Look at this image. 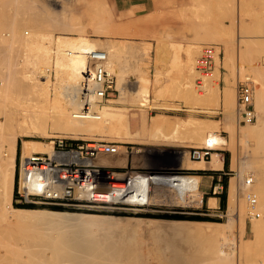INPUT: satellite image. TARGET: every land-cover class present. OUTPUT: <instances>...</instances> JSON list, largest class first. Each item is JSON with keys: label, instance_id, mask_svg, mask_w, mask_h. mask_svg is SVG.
I'll return each instance as SVG.
<instances>
[{"label": "bare ground", "instance_id": "bare-ground-1", "mask_svg": "<svg viewBox=\"0 0 264 264\" xmlns=\"http://www.w3.org/2000/svg\"><path fill=\"white\" fill-rule=\"evenodd\" d=\"M107 1L106 0H0V16L3 17L2 19H4V21L2 19H0V20H2L1 22H3L0 24H1V26L3 25V27L6 25V27L9 28V30H8L9 32H7L6 34H8L10 36V34L12 33L11 37H13L14 40H18L19 43H21L27 47H29L31 45L33 47V45H34L35 49L40 50L39 53L41 54V59H39V60H41L42 62L38 61L39 62V63L37 62L38 64L35 63L36 67H34V69L35 68L37 69V71L35 69L36 73L39 74V76L42 77L43 79L42 78L40 79V77L39 78L37 77L38 79H40V82H39V80L37 81V78L34 75L36 78V79H34L36 83L35 82L32 83L31 86L34 84V86H32V87H34V89L37 87L38 92L44 97V100L47 103V105H49L48 102H50V100H51L50 92H51V87H52L51 74H52V70H53V71H55V74H56L57 83L59 84V82L63 81L62 83H64V84L61 86L65 87L67 89L66 91H69V96H70L69 99L64 100V101H62V100L60 101V99H62V98H60L62 95L60 97H58L59 94H58L57 90L55 89L56 86L53 85V87H55L54 88L55 91L57 92L56 93L57 97L60 99L57 100L58 98L56 97V94L54 91V94H55L54 98L56 97L57 99L53 98L54 101L51 100L53 102L50 104L51 106H49V107L47 106L46 111H45V109L42 111H41V109L40 110L37 109L36 107L38 105L36 107H33V108L30 106L31 110H29V111L27 110L28 112L21 110L24 112L22 113L21 111L20 112L17 111L15 113L14 112L12 113L10 111L9 113L10 114L12 113V114L9 116L10 117L9 119H7L8 116L5 117L6 119L4 118L5 119L4 121L1 120L2 118L0 119V129H1L0 130V132H1L0 133V136H1L0 139L2 141L1 144L4 147V148L0 149V157H1L0 181H1L2 185L4 184V186H5L4 188H6V190H3L4 193L2 191L3 188L0 189V193H1L0 194V207H2V208H0V210L2 209L0 211L1 212L0 216L3 215L2 213L6 212V211H8V209L10 210L12 208L11 212H13V213L8 211L9 213H11L10 217L8 216V213L7 214L5 213L7 216L5 214L3 216H6V218L9 220V221L8 220L7 221L10 222L9 224H11V227H12V225L17 226L18 229L23 233V235H21V232L20 233L16 232L18 235L17 236L15 235L16 236L15 238H17L20 234L19 237H21L22 240H23V238L25 240L24 241L25 244L21 245L20 244L21 240L18 237L19 239H17V241L18 240L20 241L19 244L21 245L22 249H20V245L19 246L17 245L16 250H14L12 248V247H15V246H13V242H11V244H12L11 247H9V245L7 246L6 245L7 243H4V240H6V238L10 239V241H11V239L14 238V236H12L13 234L9 233V234H11L12 238H8L10 235L7 234L6 232H4L9 236L6 235L7 237L5 236L6 238L5 237L3 238L1 236L5 235V234L3 232H0V233H2L0 236V240H1V238L4 239V240L2 239L3 242L0 241L1 243H4V244L0 243L1 246L4 245L6 248L7 247L10 249L12 248V250H13V251L11 250V252H13V253L8 252L7 254H9V255L5 254V256L6 255L10 256L11 254H13V256H14V259H12L11 258L12 255H11V257H10L11 259H10L9 257L6 258L4 255L2 256V254L0 253V258L2 261H4L3 264H6L7 262H9L10 264H11V262H13L15 264L16 263H18V264H153V263H148L144 259V256H143L142 243L140 242V240L143 239L142 237H145L144 236L145 233L151 234V238H152L151 240L154 243L153 247L156 250V254L158 252L157 257L159 256L160 261H161V259H163L162 260L163 264H235V262H237V264H264V69H263V71L261 69V71L258 72L259 68H256L257 64L255 65L254 68L251 67L253 69V71L255 69V73H256V75L254 74L255 78H253V76H251V75H250V77L247 75L243 79L245 81V80H247L246 78L249 77L250 79H248V80H250L254 85L252 101L256 97L254 99L255 105L253 102L256 119L254 120L255 123H253L252 125H248L247 123H252L254 121L246 122V121H243L242 118L240 119V117H239L240 104H239V93H238V107H237V109H238V120H239V122H243V123H246L248 125V126H245L244 128L241 127L242 128L241 129L242 135L243 136L246 135V137L249 136L252 140V138H254V136L256 134L257 141L255 143H252V146L250 145L251 147L249 146L250 151H251L252 156H253L252 163L251 162L249 163L250 164L249 167H250V169H253L254 175H253V173L251 175L249 174L244 179L245 185H248L246 187L247 189L245 192L246 198L244 197V199L245 200L247 199V202H248L247 206L249 209V214L251 215V217H253V218H251V223L253 222V225H254L252 227L254 239H252L250 241L249 240L248 241H245V240L241 241L239 244V248L237 249V252H231L233 250V248H231V250H229L228 247L225 246L226 244H224L223 241L221 243V241H220L221 232L218 230V228L212 226L211 224L194 223L192 221H184V220H171V221H167V222H162V221L161 222H159V221L154 222L152 224L153 227H151L149 229L148 228L137 229V228H129V227H126L125 225H121V224L117 223L118 220H114V219H112V217L104 216V215L86 214V213L75 212V211H57V210L38 211V210L16 208V207H13L11 205V198H12V194H13V185H14V162H15V155H16L17 140H18L19 135H27V134H30L32 131L40 132V133L46 132V129L42 128L43 127L42 125H44L43 123H45L47 121L49 116L52 117L56 126L64 127V129L66 128V130L68 129L69 132L74 133V134H81V133L88 132V131H91L94 129H99V128L100 129H110L111 128V129H116V130H119L121 128H125L127 133L131 134L129 132V129H128V117L126 115V111L120 109V107H118V109H117L116 106L111 105V104L107 105V108L105 110H103V108L105 107L104 105L109 100H111L110 102H113V101H123L124 102L128 99V97H131V98L133 97L132 95L128 96L129 95L127 93L128 89L126 90V85H124L126 83L124 80L126 79L125 78L126 77L125 71L127 69H130L131 72L136 75L135 76L136 77V83H138V89L135 92V97H134L136 104L143 105V104H146V102H148V100H149V95H150L149 77H147V75H146L147 72L145 71V69L141 65V60L143 58H145L143 56H145L147 54V50H148L147 45L141 46L139 44H136V43H133L130 41L128 42V41H117V40H112V39H106V40L94 39V38H90V37L83 35V34L59 33V34L53 36L52 34L47 35V34L43 33V30H45V28L47 29L48 27H51V31L60 29V30H68L71 32H78L79 33L82 30L80 28V25L82 23L81 22L82 17H80V16L82 14H86V15L89 14L93 21H95L97 19L99 22H101L100 20H102L103 18H100V16L102 17L105 14L108 15L107 12L110 13L109 12L110 9L108 10V8H110L109 7L110 5L107 6ZM207 1H209L210 3L213 2L212 0H207ZM223 1L221 0V2H219V3H222L223 7L220 4V7H218L219 6L218 5L217 8L222 9V8H224V6L227 5L225 3V1H224V4H225L224 5ZM238 1L240 2V0H238ZM209 2H207V3L210 4ZM243 2H245V1H242V3ZM213 3L215 4V1ZM213 3L211 5H213ZM11 4H14L13 6L16 9L15 14L18 15V17L16 16L17 18L14 21H13V19H12V21L10 19H9L10 21H8V20H5L6 18H4V17L9 18L8 10H5V8L8 9V7H10ZM108 4H110V3H108ZM201 4H199L198 6H199V8H201V11L205 12V10H203L202 8L206 9L207 5H204L206 3H204L203 6ZM260 4L259 5L261 7L263 4V8H264V3L261 2ZM200 5L202 7H200ZM231 5L232 4H230L229 6H231ZM209 7H210V5H209ZM213 7H215V6L213 5ZM213 7H211L210 9H212ZM226 7H225V9H226ZM199 8L197 9L198 11H199ZM239 8H240V5H239L238 9ZM241 8H244V7H241ZM207 9H209V8L207 7ZM227 9H229V7H227ZM171 10H173V8H171ZM188 10H189V8H188ZM195 10H196V8H195ZM229 10L232 11L233 8L232 9L230 8ZM247 10H249V9H247ZM219 11H218V13H219ZM228 11L224 10L221 13L227 12L228 15L227 14H225V15L229 16ZM260 11H259V13L257 12L258 16H261V15H259ZM209 13H210V11H209ZM209 13H207V14L209 15ZM215 13H213L214 16L211 15L212 14L211 13L208 18H210L212 16L215 18V15H216ZM257 13L255 15H257ZM199 15H201V14H199ZM223 15L224 14H221V16H223ZM232 15H234V14H232ZM232 15H230V16H232ZM236 15H234V16H236ZM11 16H10V18H11ZM90 16L88 19H90ZM108 16L111 17L110 15H108ZM216 16L219 17L218 15H216ZM226 16H224V17L226 18ZM234 16L231 17L232 20L234 19L233 18ZM119 17H121V16H119ZM254 17H256V16H254ZM261 17H263V16H261ZM98 18H100V19H98ZM208 18H207V20H209ZM133 19H134V17H133ZM193 19H195V18H193ZM260 20H262V19H259L258 22H256V23H260L259 22ZM204 21H206V19ZM210 21L213 22L211 20V18H210ZM235 21H236V19H234V22ZM102 22H103V20H102ZM94 23H97V22H94ZM104 23L105 22H103V25H102V23H99L98 26H100V24H101L102 26H100V27L106 28L108 26V24L107 23L104 24ZM109 23H110V21H109ZM195 23L197 24V22H195ZM205 23H207V21ZM209 23L207 24V29H206L207 31L205 30L207 33H209L208 32ZM230 23H231V21H230ZM244 23L245 22L243 21V23H240V25L242 26ZM198 24H200L199 21H198ZM233 24H235V23H233ZM261 24L263 25L264 21ZM105 25H107V26H105ZM211 25H210V27H212ZM216 25L218 26V24H216ZM230 25L228 26L226 24V26H228V27H230ZM260 25L258 24L257 28H258V26L260 28L261 27ZM98 26H96V27H98ZM81 27H82V25H81ZM90 27H94V26H90ZM21 28H22L24 33L22 31H20ZM93 29H95V28H93ZM101 29H103V28H101ZM101 29L99 28L100 31H101ZM244 30H247V29H244ZM2 31H0V32H2ZM4 31H6V30H4ZM95 31L98 32V29ZM100 31H99V33H100ZM20 32H22L23 34H21ZM210 32H212V31H210ZM103 33L108 34L107 32L105 33V31ZM110 33H112V32H110ZM228 33H230V32H228ZM112 34H114V33H112ZM217 35L218 36H216V34L209 33L210 38L219 39L226 44V49H227V54H228L227 55L228 56V62L230 61L229 64H231V61L235 56V52H236L235 50H237L238 48L235 49L233 47L234 45H232L233 43L231 42L232 43L231 44L227 38H224V37L221 38V37H219V34H217ZM231 36H232V34H231ZM6 38L8 39V37H6ZM46 38L50 39L51 44H53V43L55 44L54 49L52 48L51 44L49 46H47L48 44L45 45L44 42H45V40H47ZM1 39H2V37H0V41H1ZM157 39H159V38H157ZM241 39L243 40L242 37H241ZM245 39H247V38H245ZM262 39H260V41ZM247 41H250V40L247 39ZM245 42H246V40H245ZM252 42L253 41L251 40L250 43H252ZM254 43H253V45L251 44V46H254ZM1 44H3V43H1ZM256 44H258V42ZM256 44H255V46H257ZM262 44H264V41L262 42ZM163 45H164V43H163ZM258 45L260 46L261 44H258ZM160 47L157 48L158 49L157 53H160V50H161ZM215 47H216V50L219 51V46L216 45ZM261 47L263 48L264 45H262ZM261 47L260 48L254 47V49L258 48L260 50H264ZM34 48H32V50ZM244 48H242V49H244ZM246 48H248V47H246ZM3 49L5 50L4 47L0 48V50H3ZM7 50L9 51L11 49L9 48ZM99 50H102L106 53V61H105L106 66L109 67L113 72H115V74H117V76H116V78H117L116 88H117V92L119 90V96L115 99H109L107 102H105L103 104L104 107L102 106V108L100 109V113L102 112L100 118H96L93 116H78L76 113L78 110L81 109V106L83 104L81 96H80V93H81L80 82L82 80L83 73H85V70H86L85 67L87 66V64L90 63V54L93 51H99ZM244 50H247V49H244ZM244 50H241L242 51L241 55L243 54ZM6 51H4V52H6ZM218 51H217L218 55L217 54L215 55L216 65H217V59L220 58V56H221V54ZM238 51H240V50H238ZM257 52H258V50H257ZM262 53H264V52L260 51V54H262ZM7 54H8V52H7ZM29 54L30 53H28V55ZM32 54H33V52H32ZM40 54L38 56H40ZM31 57H32V55H31ZM8 58L10 60V57H8ZM252 63H254V62H252ZM241 64L238 63V66H237L238 70H239L238 73L240 75H242L241 77H244L243 76V70H244L243 68L244 67ZM247 64H249V62ZM126 65H129V66L125 67ZM216 65H214L213 69L216 67ZM228 66H230V65H228ZM262 67L264 68V66H262ZM10 68H12L11 65H10ZM22 69H24V68H22ZM213 69L208 74L203 76V84H201V85L197 84L199 86L198 88L201 89L204 87V82H205L206 78H210L213 76L219 77V73H220L219 70H216L213 74H210L213 71ZM13 70H14V68H13ZM28 70L29 69H27V71ZM231 70H234V69H231ZM231 70L229 71L230 73L229 72L225 73V82H224L225 84L223 85V93H224L225 101L230 103V101L232 100V104H233V102L235 101L233 99L236 97L237 94H235L234 85L231 86V79H232V72H233V71L231 72ZM15 72H16V69H15ZM4 73H5V71H4ZM157 73H159V72H157ZM246 73H248V72H246ZM246 73H245V75H246ZM192 74H193V71L188 70V75H190V78L193 76ZM197 74H198V72H197ZM233 74H234V72H233ZM239 74H238V76H239ZM256 76H258V77H256ZM14 77H15V74H14ZM251 77L253 78V80H251ZM3 78H5V77H3ZM191 79H193V77ZM210 80H211V78H210ZM0 81H2V80H0ZM4 81H2L3 82L2 86L4 85ZM16 81H17V79H16ZM139 81H140V84H139ZM240 81L241 80H239V83H240ZM6 82H5V85H9V84H6ZM232 82H233V80H232ZM254 82H256V83H254ZM257 82L259 83L258 86L255 85V84H257ZM1 83H0V85H1ZM8 83H9V80H8ZM27 83H26V85H27ZM239 83H238V86H239ZM10 85H11V81H10ZM15 85H17V84H15ZM191 85L187 86V90L190 92L192 91V93L194 92L195 97L197 99L205 100V101L210 102V103L217 102L219 100L220 82H217L216 86L211 88L208 95H205V96H203L202 93H195V91L193 90V87ZM4 86L2 87L3 89L0 90L1 94H3L2 91L4 90ZM238 86H237V88H238L237 92L239 91ZM255 86L257 87V89H256L257 93L255 92L256 96L254 94V91L256 88ZM18 87H19V85H18ZM0 88H1V86H0ZM8 88H10V87H8ZM59 88L62 89L61 87H59ZM12 90L15 91L14 89H12ZM16 91H17V89H16ZM24 91H26V90H24ZM32 91H33V89H32ZM7 93H9V92H7ZM30 93H31V91H30ZM33 93H34V91H33ZM1 94H0V99H1V96H3ZM35 94H37V93H35ZM15 95H16V93H15ZM21 95H24V94L21 93ZM17 96H18V94H17ZM33 97H34V94H33ZM62 97H64V96H62ZM29 99H30V97H29ZM33 100H35V99L33 98ZM33 100H31V101H33ZM62 102H64V104ZM36 103H37V101H36ZM67 103H68L69 107L74 106V108H66L67 106L65 108H63V106H65V104H67ZM2 105H3V103H2ZM30 107H28V108L30 109ZM226 107H228V106H226ZM6 108H7V106H6ZM1 110H3L2 112H4L5 109H1ZM25 110H26V108H25ZM5 116H6V114H5ZM16 118L17 119L22 118L23 120L20 122H17ZM102 118H104V119L101 120ZM151 121L152 122L150 124L151 125L150 128H151V131H153V132H159L160 130L169 129V130H173L174 133L178 134V132H182V129H184V128H185V130L186 129H188V130L194 129V132H196L194 134H197L196 135L197 138L199 137L198 134H200V137L203 138L204 144H202V145L208 144V145L212 146V152H213L214 148L223 144L226 140L224 136L217 133L216 131L206 133V131L204 130L205 127L203 124H202L204 127L203 131H200V129L202 128V125H198V123H202V122L196 121L198 123L193 124L194 121L191 122L192 120L191 121H189V120L171 121V120H169L167 118H163V117H155ZM211 122L213 123L214 121H211ZM211 122H206V124H208V126H209L207 128H211V127L214 128L215 127L213 124H215L216 122L213 124H211ZM28 123L33 125L32 126L33 130L29 129L30 127L28 128ZM203 123H204V121H203ZM100 124H103V126H101ZM206 124H205V126H207ZM197 130L199 131V133ZM138 134L139 133L137 132L133 135H138ZM48 143L50 145L52 144L51 142H48ZM6 145H7V147H6ZM202 145L197 144V146H202ZM32 151H45V152H50V153L52 152L51 149L46 147V146L34 145L30 139H25L23 141V144H22V153H21L20 160H21L22 156H23V159L26 158L27 156H29L32 153ZM119 152H120V149H119ZM118 153L100 154V155H98L97 158H95L96 159L95 162H97L98 164L104 163L106 160L104 162H102L101 158L109 157V156H112V158H113V155H115V154L117 155ZM212 158L213 159L211 161L212 162L211 166H206L205 164H203V162H201V161H206V160H199L200 162H197V163H191L189 160L187 161L185 159L183 160V155L180 159L181 160L180 162H181L182 166L184 165L186 167H192V168L193 167H196V168L219 167L221 165V162H222L221 156L217 153H213ZM241 173H242V171H241ZM254 176H255V178H254ZM248 178H250L249 182H247ZM2 179H3V181H2ZM117 179L120 180V181L114 183L117 187L108 186L106 188H103L102 190H99V192L96 193L95 196H97V198H102V199L121 200V201L123 200V201H127V202H136V203L142 204V203H146L147 201H150V200H154V201L160 200L162 197L161 195L163 194V192H166V190H168V192L170 194V195H168V197L177 198L178 201H187L188 198H190L192 200V199H196L197 197L202 195L200 190H199L201 177L197 174H192V173L163 172L159 175H154V176L150 177L148 175V173L140 172V170H135V171H130V173L128 175H126L125 177L118 176ZM47 187H49L50 189L57 190V189H60L61 186L59 184H56L53 181H51L50 183L47 182V178H43V175L38 171H31V172L25 173V176L23 175V180L20 184V189L26 193H30V192L40 193L42 191L47 190ZM5 192H6V194H5ZM2 193L5 194L3 196L5 202L7 200L6 198H8L7 202L9 201L8 205H7L9 208L7 210L5 208L6 207L5 204L7 202L6 203L2 202V198H3V197H1ZM248 194H251V196H252V194H254V196H255L254 202L251 201L250 197H248ZM214 202H215V200L212 199L211 204H213ZM243 202H245V201H243ZM2 203L4 204L5 207L2 206L3 205ZM245 205H246V203H240V208H238V210H239L238 212H239L240 216H242V217H244V215H246L245 214V212H246V208H245L246 206ZM3 207L5 210L4 212H3ZM254 217H260V218L254 219ZM4 219H5V217H4ZM252 219H254V220L252 221ZM1 221L2 220L0 219V222ZM3 227H6V226H3ZM11 227H10V230H12ZM18 229L16 231H18ZM2 230L3 229L0 228V231H2ZM6 231L8 232L7 229H6ZM13 231H11V232L15 234V229ZM244 234H245V229H243L242 234H241L242 239H243ZM146 236H148V235H146ZM149 238H150V236H149ZM145 240L146 239H144L143 243L145 242ZM6 241L8 243L10 242L9 240H6ZM15 241H16V239H15ZM5 247H4V249H5ZM146 247H147V245H146ZM149 247H147L148 248V250L146 249L147 251L150 250ZM144 249H145V247H144ZM151 249H152V246H151ZM6 250L7 249H5L4 251H6ZM8 251H10V250L8 249ZM154 251H153V254H154ZM0 252H2V251H0ZM24 253H25V256L23 255ZM235 253H236V255H235ZM148 255H150V254H148ZM145 256H147V255H145ZM151 258H152V256H151ZM159 258H157L158 261H159ZM7 259H10V261H8ZM158 261L155 264H159ZM151 262H152V260H151Z\"/></svg>", "mask_w": 264, "mask_h": 264}, {"label": "rangeland", "instance_id": "rangeland-1", "mask_svg": "<svg viewBox=\"0 0 264 264\" xmlns=\"http://www.w3.org/2000/svg\"><path fill=\"white\" fill-rule=\"evenodd\" d=\"M108 1H107V6L110 5L109 6L110 8H108V10L110 9L111 11L109 10L110 13L107 12V14L110 15L111 17H109L106 14L103 15L102 17L100 16V18H103L102 20H103V22H105L104 24H106V23L108 24V26L105 25V26H107L106 28L100 27L103 25L102 20H100L101 22H99L97 19L95 21H93L89 14H87V15L82 14L80 16V17H82L81 18V22H82L81 25H82V27L83 26L84 27L82 28L80 25V28L82 30L79 33L78 32H71L68 30H60V29L51 31V27H48L47 29L45 28V30H43V33H45L47 35L52 34L53 36L57 35L59 33L83 34V35H86V36H88L90 38H94V39H101V40L112 39V40H117V41H128V42L130 41V42L139 44L141 46L147 45V48H148L147 54L145 56H143L145 58H143L141 60V65L145 69V71L147 72L146 73L147 77H149L150 95H149L148 102H146V104H143V105L136 104V101L134 99L135 92L138 89V83H136V77H135L136 75L133 74L130 69H127L125 71V73H126L125 78L126 79L124 81L126 83L124 85H126V90L128 89L127 90V93L129 94L128 96L132 95L133 97L132 98L128 97V99L124 102L123 101L110 102L111 100H109L104 105L105 107L103 106L104 107L103 110H105L107 108V105L111 104V105L116 106L117 109H118V107H120V109L127 111V114H128V112H129V114L134 113V112L144 113L146 116V119H147V123H148V120L151 118L152 115L159 114V113H166V114L173 115L172 118L176 119V120L186 121V119L183 120L181 118H188L187 120H189V121L192 120L191 122L194 121L193 124L194 123L197 124L198 122H202V123H198V125L203 124L205 128L202 125V128H201L202 130L200 129V131H203V128H204L206 133L216 131L217 133L224 136L226 139L225 142L216 147V148H225L227 150V152H228L227 157H228V161L230 163L229 164L230 169L228 170L229 173L227 174L228 182H227V187H226V197H225L226 199L224 201V204L222 205L224 211L220 212V215H218V214H214L213 211L207 209L205 203L203 202L202 195L197 197L196 199L191 200L190 198H188L187 201H178L177 198L168 197V195H170L168 190H166V192H163L160 200H157V201L150 200V201H147L146 203H142V204L136 203V202H127V201H123V200L122 201L121 200L94 201V200H90L87 198H83L80 200H66L63 203H57V202H46V201H44L45 199H43V197L38 196V195L29 196L28 200L23 198L21 200H17V202H33L35 204H42L41 206L45 205L43 207H37V208H21V209L38 210V211L55 210V209L50 208L49 207L50 205L51 206L52 205L65 206L67 209L57 210V211H75V212H81V213H86V214L109 216V217H112V219H114V220H118L117 223H119L121 225H125L126 227H129V228H137V229H143V228L149 229V228L153 227L152 224L154 222H157V221L167 222V221H171V220H184V221H192L194 223L211 224L212 226L218 228V230L221 232V238H220L221 243L223 241L224 244H226L225 246H227L229 250H231V248H233V250L231 252H237V249L239 248V244L241 241H243V240H245V241L249 240L250 241V240L254 239L253 228H252L254 225H253V222L251 223V218H253V217H251V215L249 214V209L247 206L248 205L247 199L246 200L244 199L245 192L247 189L246 187L248 186V185H245L244 179L249 174L251 175L253 173V175H254L253 169H250V167H249L250 166L249 163L250 162L252 163V159H253L252 153L250 151V147L252 146V143H255L257 141L256 134H255L254 138H252V140L249 136L246 137V135H244V136L242 135L241 129L244 128L245 126L252 125L253 123H255V121L252 123H247L248 125L246 123L239 122V120H238V109H237V107H238V92H237L238 88H237V86H238L239 80H243L247 75L249 77L251 75V76H253V78H255L254 77V74L256 75L255 69H254V71L252 69L255 67V63L264 64V58H262V55H264V53L260 54V51L264 52V50L258 49L262 45H264V44H262V42L264 41L263 40L264 39V28H263L264 24L263 25L261 24L264 21L263 20L264 19V13H263L264 8H263V4H262V7L260 6L261 5L260 3L261 2L264 3V0H260V1L259 0H254V1L253 0H240V2L238 0H224L225 3L227 4L226 6L229 7V9L233 8L232 11L227 9L226 6H224V8H222V9L217 8L218 5H219L218 7H220V4L222 5V3H219V2H221V0H212L213 2L215 1V4L217 3L216 5L211 1L215 7H213V5H211L212 3H210L207 0H203V1L202 0H157L155 6L149 12H147V14H145L143 16H140L139 14H134V13H131L132 15L129 14V15L124 16V15L118 13L114 9L111 0H108ZM224 1H223V4H224ZM242 1H245V2L242 3ZM207 2H209L210 4H208ZM108 3H110V4H108ZM204 3H206V4H204ZM199 4H201L202 6H203V4L207 5L206 9L202 8L203 10H205L206 13L204 11H201V8H199V6H198ZM230 4H232L233 6L232 5L229 6ZM13 5L14 4H11L10 7L7 6L8 9L5 8V10H8V13H9V15H8L9 18L4 17V18H6L5 20H8V21L11 20L12 21V19H13V21H14L18 17V15L15 14L16 9ZM201 5H200V7H202ZM209 5H210V7H209ZM239 5H240V8H239L240 10L238 9ZM207 7L209 9L211 7H213V8L209 10V9H207ZM222 7H223V5H222ZM225 7H226V9H225ZM241 7H244V8H241ZM171 8H173V10H171ZM188 8H189V10H188ZM195 8H196V10H195ZM198 8H199V11L197 10ZM246 8L249 10H247ZM223 9L226 11L229 10L228 11L229 16L225 15V14H227V12L221 13L224 11ZM209 11H210V13H209ZM218 11H219V13H218ZM259 11H260L259 15H261L263 17L258 16ZM207 13H209V15L211 13H212L211 15H213V13H215L219 17H217L215 15V18H216L215 19L213 17L214 15H213L212 17H210L211 20L213 21V22H211L210 18H208L209 15ZM220 13L224 14V15L221 16ZM256 13H257V15H255ZM199 14H201V15H199ZM232 14H234V15L237 14V15L234 16ZM230 15L234 16L233 18L236 19L235 22H234V19L233 20L231 19L232 16H230ZM10 16H11V18H10ZM89 16H90L91 20L88 19ZM119 16H121V17H119ZM224 16H226V18ZM254 16H256V17H254ZM133 17L136 21L133 19ZM2 18L3 17L0 16V19H2ZM100 18H98V19H100ZM193 18H195V19H193ZM207 18L209 20H207ZM196 19L199 21L200 24H198V21ZM205 19H206L207 23H205L206 22V21H204ZM241 19L245 22L242 26L240 25V23H243V21ZM259 19H262L259 21L260 23H256V22H258ZM2 20L4 21V19H2ZM2 20H0V23H3V22H1ZM108 20L110 21V23ZM230 21H231V23H230ZM94 22H97V23H94ZM195 22H197L198 25ZM99 23H102V25L100 24V26H98ZM208 23H209V25H208L209 26V28H208L209 33L216 34V36H218L217 34H219V37L227 38L230 41V43L231 42L233 43V44L232 43L231 44L234 45L233 47L235 49L238 48L237 50H235L236 52L238 50H240L237 53L235 52V56L231 61L232 65L229 64L230 61L228 62V56H227L228 54H227L226 44L219 39L210 38L209 33L206 32ZM233 23H235V24H233ZM216 24H218V26ZM226 24L228 26L230 24L232 26L233 25L234 26L232 27L230 25V27H228V26H226ZM258 24L259 25L261 24L260 25L261 29L258 26V28L260 30L257 28ZM210 25L212 27H210ZM0 26H1V24H0ZM90 26H94V27H90ZM96 26H98L100 29L103 28V29H101L102 32ZM7 28L8 27H6V25L4 27H3V25L0 27V31L6 30L4 32L3 31L0 32V35H1L0 37H2L0 42L3 43V44L0 43V48L1 47L5 48V50L4 49L0 50V53H1L0 54V67H1L0 68V74H1L0 80H2V81L5 80L4 85H5L6 81H7L6 84L10 85V81H11V85L10 86L9 85H5V86L3 85L4 86V90H3L4 92L2 91L3 94L0 93L3 96L5 95L4 97L1 96L2 100L0 99V105H1L0 108L5 109L4 112H2L3 110L0 109V111H1L0 112L1 113L0 119L2 118L1 120L4 121L6 119L5 117L8 116L7 119H9L10 118L9 116L13 112L14 113L17 111L20 112L21 110H24L26 112L27 110L28 111L31 110V107L33 108V107H36L37 105H38L36 107L37 109H39V110L41 109V111L45 109V111H46L47 106L48 107L51 106L50 104L57 97V94H56L57 92L59 94L58 97H60L61 95L64 96V97H62V96L60 97L62 99L57 97L58 98V99L56 98L57 100L60 99V101L61 100L64 101V100L69 99V97H70L69 91H66L67 89L65 87L61 86L64 84V83H62L63 81H61V82L58 81L59 84L57 83L55 71L52 70V74H51L52 87H51V92H50V95H51L50 98L53 101L50 100V102H48L49 105H47V103L44 100V97L38 92L37 87L34 89V87H32V86H34V84L31 86V84L35 82L34 79H36L37 77L38 78L40 77L39 74L36 73L37 69L35 68L36 71L34 69V67H36V64L39 63L38 61L42 62L41 60H39V59H41V54L39 53L40 50L35 49L34 45H33V47H32V45L29 46L30 47L29 48V47L19 43L18 40H14L13 37H11L12 33L10 34V36L8 34H6L7 32H9L8 31L9 28L8 29ZM22 28L20 29V31L23 32ZM93 28H95V29H93ZM243 28L247 29V30H244ZM97 29H98V32L95 31ZM99 31H100V33H99ZM104 31H105V33L107 32L108 34H104L103 33ZM210 31H212V32H210ZM22 32H20V33L23 34L24 32L23 33ZM110 32H112L114 34H112ZM228 32H230L232 34V36ZM6 37H8V39ZM241 37L243 38V40L241 39ZM157 38H159V39H157ZM245 38L249 39L250 41H247V39H245ZM260 39H262V40L260 41ZM245 40H246V42H245ZM251 40L253 41L252 43H250ZM256 41L258 42V44H261V45L259 46L258 44H256L257 43ZM44 43H45V45L48 44L47 46H49L51 44L50 39L45 40ZM163 43H164V45H163ZM210 43H216L219 46V49L221 50V56H220V58L217 59V65L210 74H213L216 70H219L220 73H219V77H214V76L210 77L211 80H210V78H206V80L204 82V87L200 89V88H198L199 86L196 84V80H195L196 76H197L196 60L199 57V55L201 54L203 47L206 44H210ZM253 43H254V46H251V44L253 45ZM255 44L257 46H255ZM51 45H52V48L54 49L55 44L53 43ZM31 47L34 48L33 50L35 52L32 50ZM158 47L161 48L160 53H157ZM246 47H248V48H246ZM254 47H258V48H255L256 49L255 50ZM9 48L11 50L8 51L7 49H9ZM242 48L247 49V50H244ZM241 50H244L242 55H241V52H242ZM257 50H258V52H257ZM4 51H6V52H4ZM31 51L33 52V54ZM7 52H8V54H7ZM27 52L30 54L28 55ZM38 53L40 54V56H38L39 55ZM31 55H32V57H31ZM8 57H10V60ZM248 62H249V64H247ZM252 62H254V63H252ZM238 63H240V64L242 63L241 65L244 67L243 68L244 69L243 70V76L244 77H241L242 75H240L238 73V71H239L238 67H237ZM10 65L12 68H10ZM228 65H230L231 67ZM127 66H129V65H126L125 67H127ZM13 68H14V70H13ZM22 68H24V69H22ZM256 68H258L257 65H256ZM15 69H16V72H15ZM27 69H29V70L27 71ZM231 69H234L235 71L231 70ZM188 70L193 71V74H192L193 76L191 75L193 77V79H191L192 77L190 78V75H188ZM230 70H231V72L232 71L234 72V74L232 72L231 86L234 85L235 94H237V95L233 99V100H235L233 102V104H232V100L230 101V103L224 101V106H222L221 105L222 85L225 84L224 83L225 82V73L229 72ZM4 71H5V73H4ZM157 72H159V73H157ZM246 72H248L249 74ZM245 73H246V75H245ZM14 74H15V77H14ZM238 74H239V76H238ZM34 75L36 76V78ZM115 75L117 76V74H115ZM3 77H5L6 79ZM256 77H258V76H256ZM38 78H37V81L39 80V82H40V79L42 77H40V79H38ZM253 78L251 77V80H253ZM16 79H17V81H16ZM8 80H9V83H8ZM232 80L234 83L232 82ZM2 81H0V83ZM217 82H220V94H219V100L217 102L210 103V102H207L205 100L197 99L195 97L194 92L192 93V91L190 92L187 90V86L192 84L191 86L193 87V90L195 91V93H202V95L205 96V95H208L211 88L216 86ZM26 83H27V85H26ZM254 83H256V82H254ZM2 84H3V82L0 85L1 86L0 90L3 89ZM15 84H17V85H15ZM139 84H140V81H139ZM258 84L259 83L257 82V84H255V85L258 86ZM18 85H19V87H18ZM53 85L56 86V88L53 87ZM8 87H10V88H8ZM59 87H61L62 89H60ZM54 88L57 90V92L55 91ZM12 89H14L15 91H13ZM16 89H17V91H16ZM32 89H33L34 93H33ZM256 89H257V87L255 88L254 94H255V92L257 93ZM24 90H26V91H24ZM6 91L9 93H7ZM30 91H31V93H30ZM54 91L56 94L55 98H54V96H55ZM15 93H16V95H15ZM21 93L24 95H21ZM35 93H37V94H35ZM17 94H18V96H17ZM33 94H34V97H33ZM118 96H119V90H118V92H115L114 94H112L110 99H115ZM255 96H256V94H255ZM29 97H30V99H29ZM33 98L35 100H33ZM254 99H253V102L255 105ZM31 100H33L35 103ZM36 101H37V103H36ZM1 102L3 103V105ZM62 103L64 104V102H62ZM6 106H7V108H6ZM226 106H228V107H226ZM28 107H30V109ZM65 107L66 108H74V106L69 107L68 103L65 104V106H63V108H65ZM25 108H26V110H25ZM221 110L223 111L222 113H220ZM10 111L12 112L11 114L9 113ZM24 111H21V112L23 113ZM5 114H6V116H5ZM174 116H177V117H174ZM155 117H163V118L169 119L168 117H165L163 115H156V116H153L152 120ZM219 117H223V122L210 120V119L219 118ZM103 119L104 118H102L101 120H103ZM22 120H23L22 118H18V119L16 118L17 122H20ZM52 120H53L52 117L49 116L47 121L45 123H43L44 125H42L43 126L42 128H45L46 132L40 133V132L32 131L30 134L18 136L17 143H18V141H20V143H21V153H22V144H23V141L25 139H30L34 145L46 146V147L51 149L52 144L50 145L48 142H50V140H52V138H55L56 136H63L65 138H67V140L69 142H81L83 140H91V139H96V138L116 140L119 142H129L126 140L127 136L130 137V140H137L136 138L139 135V134L138 135L128 134L127 131L125 130V128H121L119 130L111 129V128L110 129H100L99 128V129H94V130L84 132L81 134H74V133L69 132L68 129L67 130H66V128L64 129V127L56 126V124L54 123V120L53 121ZM176 120H174V121H176ZM196 121H198V122H196ZM203 121H204V123H203ZM211 121H214L213 123L216 122L215 124L217 126L215 124H213ZM206 122H211V124H213L215 127L214 128H212V127L207 128L209 126H208V124H206ZM205 124L207 126H205ZM100 125L103 126V124H100ZM32 126H33L32 124L28 123V128L30 127L29 129L33 130ZM182 130H185V128ZM185 131H187V132L184 134H182V132H178V134H176V133H174L173 130L167 129V130H160L159 132H153L152 131V133L154 135H159L161 133H162V135H164L166 133V135L170 139H177V138H179V134L180 135L182 134L183 137L188 140L187 141L188 144H191V145H197V144L202 145V144H204V140L202 137H200V134H198L199 135L198 138L196 136L197 134H194V133H196V132H194V129L193 130L186 129ZM198 133H199V131H198ZM0 138H1V136H0ZM0 141H1V139H0ZM1 143H2V141L0 142V145H1L0 149L4 148ZM6 147H7V145H6ZM124 149H125L124 147L120 148V152H122V150H124ZM214 150H215V148H214ZM32 152H34V151H32ZM20 157H21V155H20ZM178 158H180L179 154L172 153L171 157L166 160V166L165 167L159 166L160 162L155 159L153 161V163H154L153 166L148 167V168H140L138 170H140V172L148 173V175L150 177H152L154 175H159L163 172L185 173V172H183L185 170L202 169V168H196V167H193V168L192 167H186L184 165L182 167L180 165V162L178 161ZM184 159L187 161L189 160L191 163L200 162L199 160L197 161L195 159H191L189 157L188 152L185 153V155H183V160ZM0 161H1V157H0ZM201 162H203V164H205L206 166H211V164H212L211 161L210 162L201 161ZM184 167H186V168H184ZM16 171H17V159H16V155H15L14 183H15ZM241 171H242V173H241ZM118 176L125 177L126 175L122 176V174H121ZM254 178H255V176H254ZM2 181H3V179H2ZM0 184H1V181H0ZM4 187H5L4 184L0 185V189L3 188L2 191L6 190V188H4ZM199 190H200V187H199ZM13 191H14V185H13ZM200 192H201V190H200ZM3 193H4V191H3ZM3 193H2L1 197H3L6 194V192H5V194H3ZM18 194H19V197L21 198L20 192H19V182H18ZM201 194H202V192H201ZM6 199L8 200V198H6ZM3 200H4V197L2 198V202H5V200L4 201ZM7 200H6V202H7ZM243 201H245V202H243ZM8 202L5 204L6 207L2 203L3 204L2 206H4L6 208V210L9 208L7 206ZM13 202H14V200H12V198H11V205L13 207H15ZM214 203L212 205H214ZM240 203H246V205H245L246 206L245 207L246 208V212H245L246 215H244V217L240 216V214L238 212L239 211L238 208H240ZM4 207H3V212L5 211ZM0 208H2V207H0ZM91 210H94V211H91ZM8 211L11 212L12 208L10 210L8 209ZM8 211H6L2 214L4 215L5 213L6 214L8 213V216L10 217L11 213H13V212L9 213ZM138 213H150V214H155V216H139V215H137ZM162 214H185V215L211 216V217L218 218L220 221H206V220L201 221V220H190V219H174V218L156 217V215H162ZM3 215L0 216V219L2 220L0 222V228L3 229L0 232H3V233L6 232L7 234L11 233V234H13L12 236H14V238H12L11 234H9L11 236L10 237L6 233H4L5 235L1 236L2 233H0V236L3 238L7 235V236H9L8 238L13 239V240L11 239V241H10V239H7L6 238L7 236H6L5 238H6V240L10 241L9 243L6 240H4L3 238H1L0 241L3 242V240H4V243H7L6 245L7 246L9 245V247L12 246L11 242H13V246H15V247H12V248L14 250H16L17 245L19 246L20 244L21 245L25 244V242H24L25 240L23 237H22L23 238V240H22L21 237H19L20 236V234H19L18 237L20 238L21 243L19 240H18L19 242L17 241V239H19V238L18 237L15 238L18 235L16 232L20 233L21 231L15 225L14 226L12 225V227H11V224H9L10 222H8L9 220L6 218L7 215L6 216H3ZM4 217H5V219H4ZM256 218L259 219L260 217H254V219H256ZM254 219H252V221ZM3 226H6V227H3ZM9 226L12 228V230H10ZM6 229L8 230V232L6 231ZM14 229H15V234L11 232ZM17 229H18V231H16ZM243 229H245V234L243 235V239H242L241 234H242ZM149 234L145 233L144 234L145 237H142L143 239L140 240V242L142 243V251H143L144 259L148 263L155 264V263H157V261H158L157 258H159V256L157 257L158 252L156 254V250L153 247L154 243L151 240L152 239L151 234L150 235ZM21 235H23L22 232H21ZM146 235H148V236H146ZM149 236H150V238H149ZM15 239H16V241H15ZM144 239H146L145 240V242L147 241L146 243L145 242L143 243ZM4 243H1V244H4ZM1 244H0V247H1L0 251H2V252H0V253L2 254V256L3 255L5 256V254H7L8 252L13 253V252H11L12 248L11 249L8 247L6 248L4 245L1 246ZM21 245H20V249H22ZM146 245H147V247L150 246L149 251H147L148 248L146 247ZM151 246H152V249H151ZM4 247H5V249H7L6 250L7 252L4 251L5 250ZM144 247H145V249H144ZM8 249L10 251H8ZM153 251H154V254H153ZM148 254H150V255H148ZM7 255H9V254H7ZM7 255L5 256L6 258H8V257L10 258L12 255L11 258L14 259L13 254H11L10 256H7ZM23 255L25 256V253ZM145 255H147V256H145ZM235 255H236V253H235ZM151 256H152V258H151ZM10 259H7V260L10 261ZM151 260H152V262H151ZM162 260L163 259H161V261H160V258H159L158 263L163 264ZM3 262L4 261H2L0 258V264H3ZM8 263L9 262H7L6 264H8ZM11 264H15V263L11 262ZM16 264H18V263H16ZM235 264H237V262H235Z\"/></svg>", "mask_w": 264, "mask_h": 264}, {"label": "built area", "instance_id": "built-area-1", "mask_svg": "<svg viewBox=\"0 0 264 264\" xmlns=\"http://www.w3.org/2000/svg\"><path fill=\"white\" fill-rule=\"evenodd\" d=\"M216 43L206 44L196 60V84H203V76L208 74L216 65L215 55L217 54ZM221 54V50L218 51ZM218 55V54H217ZM106 53L102 50L93 51L90 54V63L85 67L81 84V109L77 111L78 116H93L100 118V109L107 102L112 94L117 92L116 75L106 66ZM241 80L239 83V117L243 121L252 122L256 119L252 96L253 83L248 80ZM52 143L51 153L34 151L29 156L19 161L18 182L20 196L28 200L29 196L38 195L46 202L63 203L66 200H80L87 198L94 201L108 199L95 196L99 190L110 187H117L114 183L120 181L118 175L125 176L131 168L118 170L111 166H103L95 162L100 154L118 153L119 149L125 147L128 152L133 151V144L96 138L83 140L81 142H69L63 136H56L50 140ZM125 144V145H123ZM190 158L195 160H208L212 155V146H192L188 149ZM31 171H38L47 178V182L59 184L60 189H50L40 193H26L20 189L23 175ZM250 178L247 179V182ZM254 202V194H248Z\"/></svg>", "mask_w": 264, "mask_h": 264}, {"label": "crops", "instance_id": "crops-1", "mask_svg": "<svg viewBox=\"0 0 264 264\" xmlns=\"http://www.w3.org/2000/svg\"><path fill=\"white\" fill-rule=\"evenodd\" d=\"M157 0H111L114 9L122 14V15H129L131 13L139 14L143 16L147 14L156 4ZM262 48V47H261ZM264 49V47L262 48ZM264 58V55H262ZM258 66V72L263 71V64L255 63ZM224 93H223V85L221 90V105L224 106ZM223 111L221 110L220 113ZM128 117V129L131 135L135 133H139L137 140H130V137H126L129 143L133 144L134 150L128 152L126 148L122 150V152L118 153L117 155L103 157L101 161L105 162L100 163L103 166H111L118 170H123L126 168H135L134 170H138L140 168H148L153 166V161L156 159L160 162L159 166L165 167L166 160L171 157L172 153H177L180 155L178 161L181 160V155H185L188 152V149L192 146L187 143V139L183 137L182 134L186 133L187 131L182 130V134H179V138L177 139H170L166 133L164 135H154L151 131V120L153 116L156 115H163L168 117L170 120L174 121L173 115L166 114V113H159L152 115L151 118L148 120L144 113L134 112L127 114ZM170 116V117H169ZM177 117V116H174ZM183 120H187L188 118H181ZM214 121L223 122V117L210 119ZM150 130V131H149ZM123 143V142H122ZM126 143V142H124ZM125 145V144H123ZM188 148V149H187ZM227 150L225 148H215L213 150L211 157L206 160L207 162L212 161L213 153H217L221 156V165L219 167H206L202 168L201 174H197L201 177L200 179V190L202 192L203 202L205 203L207 209L213 211L214 214L220 215V212H223L222 203L224 200L222 199V193L225 190L224 187V180L227 178V174L229 173V161L226 154ZM18 157L17 153V146H16V159ZM190 157V156H189ZM112 158V159H111ZM100 161V162H101ZM114 161V162H113ZM198 161V160H197ZM181 165V162H180ZM182 166V165H181ZM183 167V166H182ZM186 168V167H184ZM206 178V179H205ZM23 197H19L17 200H21ZM215 200V204H211V200ZM12 200H14V191L12 195Z\"/></svg>", "mask_w": 264, "mask_h": 264}, {"label": "trees", "instance_id": "trees-1", "mask_svg": "<svg viewBox=\"0 0 264 264\" xmlns=\"http://www.w3.org/2000/svg\"><path fill=\"white\" fill-rule=\"evenodd\" d=\"M17 171L15 175V183H14V206L17 208H37V207H43L41 206L42 204H35L33 202H17V199L19 198L18 194V164L20 161V155H21V143L18 141L17 143ZM228 152H226L227 154ZM185 173H193V174H201L202 170H185L183 171ZM224 180V187L225 190L222 193V199L225 201L226 197V187H227V182H228V177ZM224 203H222L223 205ZM52 209L55 210H64L67 209L65 206H60V205H50L49 206ZM94 211V210H91ZM137 215L139 216H155V214H150V213H138ZM156 217H165V218H174V219H190V220H201V221H220L218 218L211 217V216H201V215H185V214H162V215H156Z\"/></svg>", "mask_w": 264, "mask_h": 264}]
</instances>
